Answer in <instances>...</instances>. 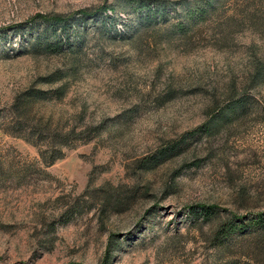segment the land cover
<instances>
[{"label": "rangeland", "instance_id": "1", "mask_svg": "<svg viewBox=\"0 0 264 264\" xmlns=\"http://www.w3.org/2000/svg\"><path fill=\"white\" fill-rule=\"evenodd\" d=\"M138 4L0 0V264H222L229 251L208 243L213 222L189 208L264 210V82H248L264 68V0H221L186 31L169 29L182 6L144 27ZM111 5L79 26L73 51L30 50L18 25ZM51 73L66 76L47 82ZM62 83L64 95L37 101L32 115L82 126L83 141L47 163L7 127L9 107L29 87ZM231 94L244 110L204 130Z\"/></svg>", "mask_w": 264, "mask_h": 264}, {"label": "trees", "instance_id": "2", "mask_svg": "<svg viewBox=\"0 0 264 264\" xmlns=\"http://www.w3.org/2000/svg\"><path fill=\"white\" fill-rule=\"evenodd\" d=\"M139 2L138 10L139 26H148L152 20L166 21L170 12H178L181 6L182 13L176 21L169 23L170 30L186 31L191 25L202 22L211 13L215 12L221 0H132ZM137 4V3H136ZM194 4V5H192ZM106 8L98 9L80 8L74 12L66 13H43L37 12L25 21L20 22L22 31H29L31 38L27 45L30 50L59 53L73 51L74 37L80 34L79 26L97 14H102ZM142 10V11H141ZM112 18V14H106ZM73 36V37H72ZM77 36V37H78ZM79 38V37H78ZM77 41V40H76ZM263 65H257L253 73L249 75V85L258 86L264 82ZM66 73H51L46 77L47 82L62 80ZM66 91L65 84L49 90L40 87H29L14 97L13 105L9 107L11 120L7 127L11 132H24L23 136L39 147V154L44 162L50 163L63 155V148L71 147L76 142L83 141V127H68L62 124L43 122L34 119L33 106L39 100L60 98ZM224 107H219L212 123L204 124V130L210 131L218 124V120H231L230 116L237 117L245 107V99L242 95L231 94ZM221 109V110H220ZM84 139H90V136ZM173 147L162 148L155 154L143 157V167L149 168L165 159ZM77 204V203H76ZM78 206L80 204H77ZM75 206V205H73ZM190 215H194L201 222H213L208 243L211 246L228 250L227 258L222 264H264V210L254 212L252 217L243 213L231 211L222 216L218 206L215 204H199L189 208ZM113 240L108 242L107 255L112 253Z\"/></svg>", "mask_w": 264, "mask_h": 264}]
</instances>
